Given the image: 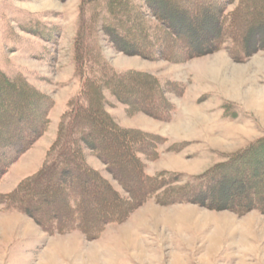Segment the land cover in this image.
Listing matches in <instances>:
<instances>
[{
    "label": "rangeland",
    "instance_id": "1",
    "mask_svg": "<svg viewBox=\"0 0 264 264\" xmlns=\"http://www.w3.org/2000/svg\"><path fill=\"white\" fill-rule=\"evenodd\" d=\"M229 1L222 13L228 22L241 3ZM246 3L248 8L260 10L254 17L264 12V0ZM135 11L141 18H134ZM237 20L233 30L241 38L246 14L241 13ZM182 21V29L190 31L199 46L210 42L207 34L215 23L211 18L194 16ZM137 24L143 27L140 37L163 38L162 28L144 0H0V123L5 125L0 124V197L15 192L40 170L47 155L55 153L50 150L62 125L67 124L76 104H85L81 91L86 77L103 81L111 72H145L163 86L172 106L167 120L131 112L110 90L102 89L103 107L119 126L165 139L156 144L155 158L141 156L148 175L166 170L182 173L181 180H185L264 136V111L256 106V101L264 103V28L257 44L263 48L245 59L232 58L234 43L228 31L217 50L172 61L116 48L108 26L121 33V28H128V36ZM247 30L248 38H257L255 30ZM241 46L239 42L235 50L241 51ZM169 81L180 86H170ZM36 111L39 135L23 152L12 153L6 132L20 133L27 123L19 121L18 113ZM169 132L178 136L170 139L165 135ZM18 141L14 138L12 142ZM82 152L86 164L123 194L103 162L87 147ZM32 195L36 193L21 198ZM34 204L41 206L38 201ZM41 207L38 212L48 209L50 203ZM107 213L97 203L95 214ZM86 217L91 223L99 222L91 215ZM48 221L46 218L44 223ZM0 264H264V212L256 208L236 212L218 203L164 204L152 195L123 220L85 235L78 229L48 232L30 216L0 203Z\"/></svg>",
    "mask_w": 264,
    "mask_h": 264
},
{
    "label": "trees",
    "instance_id": "2",
    "mask_svg": "<svg viewBox=\"0 0 264 264\" xmlns=\"http://www.w3.org/2000/svg\"><path fill=\"white\" fill-rule=\"evenodd\" d=\"M144 1L152 16L159 22L163 38L155 41L153 37H140L143 29L140 24L131 27V33L128 35L130 39L125 35L129 31H126L128 28H121V33V30L108 26L112 42L123 52H134L142 57L161 55L168 60L180 61L208 49L217 50L225 41V33L228 31L229 39L234 43L233 51H230L234 59L241 56L240 59H245L250 52L263 48L257 44L261 42L259 32L264 28V12L254 17L253 13L260 10L257 6L248 8L246 0H241L230 14L229 22L222 15L224 5L230 3L229 0L219 5L215 4L214 0ZM249 9L252 13L247 12ZM136 12L134 18L136 15L138 19L141 18V13ZM241 13L246 14L247 23L242 37L237 38L233 26L239 22L237 18ZM194 16L200 20L204 17L211 18L215 22L207 34L210 42L204 46L198 45L190 31L182 29L185 25L182 19ZM248 28L249 32L255 30L256 39L247 37ZM239 42L242 45L241 51H236L235 46ZM78 45L79 63L82 65V43ZM177 56L180 58L176 59ZM104 79L100 81L96 77L85 78L81 91V99L85 104L81 101L76 104L67 124L62 125V130L50 150L55 153L47 155L40 170L15 192L0 197L1 204L30 216L48 232L78 229L85 235L95 234L106 223L123 220L133 207L152 195L164 204L191 202L210 206L218 203L236 212L252 208L264 212V136L251 141L205 172L185 180H181L182 173L166 170L148 175L144 172L141 156L155 158L156 144L165 139L139 129L119 126L103 107L102 89L110 90L131 112L141 111L159 120L168 119L169 112L172 111L171 103L165 97L159 80L145 72H111ZM132 80L133 83H128ZM168 84L180 86L172 81ZM31 95L33 97L29 102L30 106L35 99V94ZM36 114L37 111L33 114L18 113L19 121L28 125H23L20 133L13 130L6 132L5 141L12 153L20 154L39 135L41 127ZM14 138L19 140L18 143L12 142ZM86 147L103 162L124 195L86 164L82 152V148ZM120 158L125 160L122 162ZM1 171L0 168V174ZM179 181H182V184L175 186ZM37 186H40V189L34 191ZM29 192L36 195L21 198V195ZM35 201L43 207L50 203V207L38 212L42 207L34 204ZM97 203L98 208H103L108 215L95 214ZM237 204L241 206L237 207ZM87 215L99 219V222H89ZM46 218H49V221L44 223Z\"/></svg>",
    "mask_w": 264,
    "mask_h": 264
},
{
    "label": "crops",
    "instance_id": "3",
    "mask_svg": "<svg viewBox=\"0 0 264 264\" xmlns=\"http://www.w3.org/2000/svg\"><path fill=\"white\" fill-rule=\"evenodd\" d=\"M175 133H171V132H169V133H165V135L168 137V138H170V139H175L176 138V136H178V135H174ZM181 136V135H180ZM179 139H181V137H178Z\"/></svg>",
    "mask_w": 264,
    "mask_h": 264
},
{
    "label": "bare ground",
    "instance_id": "4",
    "mask_svg": "<svg viewBox=\"0 0 264 264\" xmlns=\"http://www.w3.org/2000/svg\"><path fill=\"white\" fill-rule=\"evenodd\" d=\"M256 106L261 109L260 111H264V103H263V101H256Z\"/></svg>",
    "mask_w": 264,
    "mask_h": 264
}]
</instances>
